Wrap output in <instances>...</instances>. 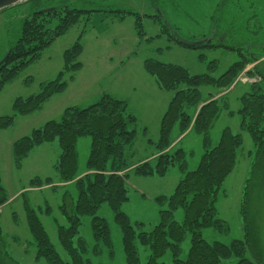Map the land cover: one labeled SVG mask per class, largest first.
<instances>
[{"label":"rangeland","instance_id":"1","mask_svg":"<svg viewBox=\"0 0 264 264\" xmlns=\"http://www.w3.org/2000/svg\"><path fill=\"white\" fill-rule=\"evenodd\" d=\"M222 0H69L70 6L78 8L99 9L89 15V21L82 17L63 35L57 37L40 57L28 64L16 78L0 90V116L12 112L14 98L36 93L40 85L52 78L63 67V52L69 48L81 34L82 53L77 57L80 63L73 77L64 78L67 85L63 92L54 95L50 101L28 115L16 116L13 125L0 129V177L8 200L0 207V229L2 242L7 253L19 264H48L41 258L37 259L36 247L28 229L24 204L29 203L35 210L47 235L60 258L70 263L71 259L60 245L57 237V224L68 226L69 222L61 213L60 206L64 193L69 195L68 208L73 210L78 196L77 185L72 182H60L55 164L60 156L57 140L34 147L23 159L21 167H16L11 154L12 143L33 128L42 126L49 120L58 121L63 110L75 106L85 108L96 102L102 94L126 102V113L135 117L128 130L134 129L136 137L132 148L133 156L129 162L133 165L148 161L155 163L158 154L157 141L161 118L174 92L154 89V80L146 72L144 61L152 59L165 64L178 65L185 68L190 75L210 73L218 77L234 62L240 59L237 51L244 54L254 53L264 55V0H237L236 7L231 11L232 35L221 33L225 19L223 11H216ZM58 0H28L20 4L7 6L0 11V61L8 53L10 45L18 36L21 20L36 7L46 9ZM109 9L128 10L140 15L143 37L137 35L135 15L126 14L118 23L115 13ZM157 14L160 18L146 15ZM217 19V20H216ZM56 19L49 26L54 25ZM163 24L173 26L178 34L189 41H204L211 39L214 44L209 47L196 45L185 46L168 40L169 36L160 35ZM219 31V33H218ZM216 32V33H215ZM257 44L252 47L251 44ZM232 47L233 50L221 46ZM250 47V48H249ZM124 63V66L122 64ZM214 62L213 70L208 66ZM264 68V57L256 62ZM254 65L249 63L242 70L248 71ZM149 80H152L151 83ZM234 80L225 91L211 86L201 87L202 99L210 94L218 98L225 95L228 107L219 110L217 117L208 127L206 134L210 147L217 145L221 131L229 127L232 132L241 135V145L237 151L236 162L232 171L222 183L215 202L217 218L224 220L228 230L212 228L202 229V238L208 242L218 241L230 245L233 240H242L243 229L240 214L241 196L247 177L251 180L248 186L247 220L250 221V234L255 244V252L264 263V152L258 161V166L251 169V160L255 149L249 133L240 127L241 117L237 110L241 107L240 97L250 92L248 81ZM153 82V84H152ZM244 82V83H243ZM235 86V87H234ZM264 86V84H263ZM126 99V100H125ZM233 111L234 114H228ZM190 116L194 108L187 109ZM172 144L170 154L177 149L185 152L184 162L188 171L197 167L202 156L203 135L191 129L180 132L176 123L170 131ZM77 165L75 177H90L87 161L91 149V137L80 136L76 140ZM110 160L106 163L109 169ZM178 165L171 166L165 175L142 177L129 171L126 179L127 201L121 205V211L127 216L136 231H150L160 220V206L154 201L159 195H169L174 190L178 180L183 176ZM46 178L51 183H42L38 188L31 187V180ZM94 216L103 218L108 226L111 248L101 242H96L91 222ZM174 219L181 223L182 209L174 212ZM79 238H82L86 249L79 248ZM190 233L180 243L179 258L185 259L190 247ZM72 244L79 249L85 264H126L122 231L107 203H102L93 215L80 217L78 233L72 238ZM139 255L138 264H146L149 249L136 242ZM246 256L253 259L247 252ZM236 258L228 260L234 264ZM159 262L172 263L171 251L168 249Z\"/></svg>","mask_w":264,"mask_h":264},{"label":"trees","instance_id":"2","mask_svg":"<svg viewBox=\"0 0 264 264\" xmlns=\"http://www.w3.org/2000/svg\"><path fill=\"white\" fill-rule=\"evenodd\" d=\"M234 1L237 0H222L217 5L220 7L216 11H223L225 19L223 31L221 33L218 31L219 34L232 35V21L227 17L230 19L231 11L236 7V2L231 4ZM68 2L69 0H58L50 7V10H46L47 7L46 9L36 7L22 18L18 36L10 45L7 57L0 62V90L16 78L28 64L38 59L42 51L57 37L63 35L82 17H85V22H88L92 11L99 10L70 6ZM109 11L115 13L117 19H122L126 14L135 15L137 35L144 36L139 14L128 10L109 9ZM146 16L160 18L157 14ZM53 19H56V23L49 26ZM166 34L169 36L168 40L190 46L176 38L175 35L178 34L176 28L163 24L158 36ZM80 39L81 34L63 52V67L54 78L42 83L38 92L25 97L18 96L13 100L12 112L0 116V129L10 127L15 116L39 109L49 97L65 89L67 81L64 76L69 74L68 78L71 79L72 72L80 67V63L77 62V57L82 51ZM201 45L220 46L214 44L211 39L209 42L204 41ZM256 45L251 44L252 47ZM221 46L233 50L232 47L223 44ZM237 54L240 59L218 77H213L210 73L190 75L185 68L178 65L165 64L152 59L144 61V68L155 80L158 89L174 92L160 121L158 154L155 156L154 165L148 161H141L137 165L129 162L133 156V152L129 149L132 148L136 131L128 130L127 127L134 122L135 117L125 114V101L105 93L85 108L75 106L65 108L58 121L49 120L12 143V159L16 167H20L22 160L34 147L57 139L61 153L55 168L60 181H74L78 189V196L71 212L68 208L70 202L67 193H64V200L60 206L61 213L66 217L69 225L57 224V237L60 245L69 255L70 263L63 261L56 252L35 210L29 203L24 204L27 226L36 247V260L43 258L48 264H85L79 249L73 246L72 238L78 233L80 217L93 215L102 203H107L122 231L126 264L139 263L136 242L149 249L146 264H166L159 262L158 259L168 249L171 251L173 264H229L228 260L232 257L237 259L234 264H264L259 254L255 252L256 246L250 234V221L247 220L250 177L246 179L241 196L242 240H233L230 245H226L218 241L208 242L201 235L202 229L205 228L228 230L226 222L217 218L215 202L223 181L234 168L237 151L242 141L239 133H234L229 127H225L221 131L217 145L209 146L206 131L217 117L219 110L229 105L224 98L225 95L215 98V95L209 93L207 98L202 99L200 88L211 86L219 90L218 94H220L233 84L247 64L253 62V67L245 71V74L255 77L256 80L246 83L250 86V92L240 97L241 107L237 110L241 117L240 127L249 133L255 149L250 170L253 171L258 166V161L264 152V68L256 63L264 55L256 56L250 51L247 54L237 51ZM213 64L214 62L208 66L210 71L213 70ZM190 108H194L192 116L186 113ZM228 114L232 115L234 112L228 110ZM176 123L181 133L191 125V129L203 135L202 156L197 167L190 171L185 167L183 150L177 149L172 154L168 152L172 144L169 134ZM80 136L91 137V149L87 161L88 175L91 176L85 179V182L84 176L75 177L77 165L75 144ZM109 160L111 167L107 169L106 163ZM175 165L180 167L183 176L178 180L172 193L154 198L161 207L158 224L148 232L136 231L121 211L122 203L128 199L126 179L129 171L142 177L163 176L171 166ZM43 182L49 184L51 180L46 178L43 181L36 177L31 180V187L41 186ZM7 200L0 178V207ZM177 209L183 211L181 223L177 222L173 216ZM91 227L95 241L111 248L106 221L94 216ZM188 232L191 235L190 247L186 258L181 259L179 258L180 243ZM79 248L82 251L86 249L82 238H79ZM246 252L253 259L248 258ZM0 264H19L4 249L1 229Z\"/></svg>","mask_w":264,"mask_h":264},{"label":"water","instance_id":"3","mask_svg":"<svg viewBox=\"0 0 264 264\" xmlns=\"http://www.w3.org/2000/svg\"><path fill=\"white\" fill-rule=\"evenodd\" d=\"M25 1H28V0H0V11H1L3 8L7 7V6H12V5L20 4V3H23V2H25ZM50 9H51V8H48V9H46V10H50ZM175 34H176V33H175ZM175 36H176V38H177L180 42H182L183 44L190 45V46H192V45H200L201 43H204V41H206V40H207V42H209V38L206 39V40H204V41H202V40H200V41H189V40H187V39L182 38L179 34H177V35H175ZM8 53H9V51H8ZM8 53L5 55V57H4L1 61H3V60L7 57ZM1 61H0V62H1Z\"/></svg>","mask_w":264,"mask_h":264},{"label":"crops","instance_id":"4","mask_svg":"<svg viewBox=\"0 0 264 264\" xmlns=\"http://www.w3.org/2000/svg\"><path fill=\"white\" fill-rule=\"evenodd\" d=\"M115 20H117L118 21V23L121 21V19H115ZM82 53V52H81ZM80 53V54H81ZM122 64H123V66H124V63L122 62ZM79 69H77L76 71H78ZM75 71V72H76ZM67 75H69V74H67ZM73 77V76H72ZM154 80V79H153ZM150 81V83H151V81L152 80H149ZM152 84H153V82H152ZM154 87H156V88H154V89H158V87H157V84H156V82H155V80H154ZM63 92V91H62ZM61 93V92H60ZM57 94H59V93H56V94H54V95H57ZM54 95H52L51 97H49L42 105H41V107L39 108V109H42V107H43V105L45 104V103H47L48 101H50V99L54 96ZM15 99V98H14ZM126 100V99H125ZM13 102V101H12ZM39 109H36V110H34V111H32V112H30V113H33V112H35V111H37V110H39ZM64 111V110H63ZM30 113H27V114H22V116L23 115H28V114H30ZM63 113V112H62ZM62 115V114H61ZM17 116H20V115H17ZM15 118H16V116H15ZM15 118H14V120H15ZM14 123V122H13ZM13 125V124H12ZM7 129V128H6ZM34 129V128H33ZM2 130H4V129H2ZM31 132V131H30ZM28 135V134H27ZM24 136V135H23ZM54 140H57V139H54ZM54 140H52V141H54ZM52 141H50V142H52ZM57 142H58V140H57ZM41 145V144H40ZM58 145H59V143H58ZM39 146V145H38ZM30 153V152H29ZM61 153V152H60ZM11 154H12V152H11ZM28 156V155H27ZM26 156V157H27ZM25 157V158H26ZM23 161V160H22ZM21 167V166H20ZM1 178V177H0ZM59 181H60V178H59ZM60 182H62V181H60ZM33 188H38V186H35V187H33Z\"/></svg>","mask_w":264,"mask_h":264},{"label":"built area","instance_id":"5","mask_svg":"<svg viewBox=\"0 0 264 264\" xmlns=\"http://www.w3.org/2000/svg\"><path fill=\"white\" fill-rule=\"evenodd\" d=\"M241 80V81H248V82H254L256 80L255 77H251L245 74V71L241 72L238 77H237V81ZM244 83V82H243Z\"/></svg>","mask_w":264,"mask_h":264}]
</instances>
